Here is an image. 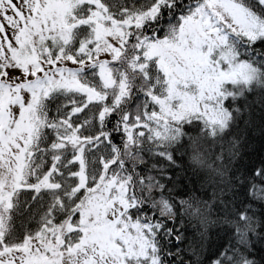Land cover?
Listing matches in <instances>:
<instances>
[{
	"label": "snow or ice",
	"instance_id": "1",
	"mask_svg": "<svg viewBox=\"0 0 264 264\" xmlns=\"http://www.w3.org/2000/svg\"><path fill=\"white\" fill-rule=\"evenodd\" d=\"M0 264H264V0H0Z\"/></svg>",
	"mask_w": 264,
	"mask_h": 264
}]
</instances>
